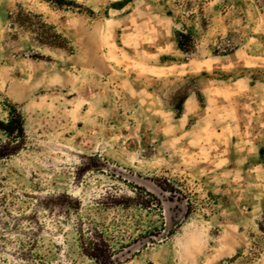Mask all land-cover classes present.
Instances as JSON below:
<instances>
[{"label":"rangeland","instance_id":"374dc122","mask_svg":"<svg viewBox=\"0 0 264 264\" xmlns=\"http://www.w3.org/2000/svg\"><path fill=\"white\" fill-rule=\"evenodd\" d=\"M63 1L0 0V264H264V0Z\"/></svg>","mask_w":264,"mask_h":264},{"label":"trees","instance_id":"16d2710c","mask_svg":"<svg viewBox=\"0 0 264 264\" xmlns=\"http://www.w3.org/2000/svg\"><path fill=\"white\" fill-rule=\"evenodd\" d=\"M54 1L56 3L64 2L63 0ZM175 41L178 50L184 54H188L193 46L192 37L183 32L175 33ZM7 112V121L0 120V132L7 139L5 142H0V161L18 154L26 140L22 114L14 107H11ZM80 244L84 254L93 259L95 264H113V254L101 235L91 234L89 238L80 235Z\"/></svg>","mask_w":264,"mask_h":264}]
</instances>
